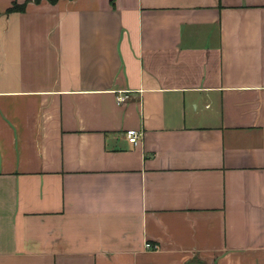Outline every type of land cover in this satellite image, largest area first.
<instances>
[{
    "label": "crops",
    "instance_id": "obj_1",
    "mask_svg": "<svg viewBox=\"0 0 264 264\" xmlns=\"http://www.w3.org/2000/svg\"><path fill=\"white\" fill-rule=\"evenodd\" d=\"M0 264H264V0H0Z\"/></svg>",
    "mask_w": 264,
    "mask_h": 264
},
{
    "label": "built area",
    "instance_id": "obj_2",
    "mask_svg": "<svg viewBox=\"0 0 264 264\" xmlns=\"http://www.w3.org/2000/svg\"><path fill=\"white\" fill-rule=\"evenodd\" d=\"M128 99V96L126 93H121L119 94L117 97H116V103L119 105V104H122L124 103L126 100ZM142 136V133L140 131H137V130H127L125 132V137L127 139V141L136 146L138 145L139 141H140V138ZM145 248L147 250H151L153 247L151 246V244L149 243H146L145 244Z\"/></svg>",
    "mask_w": 264,
    "mask_h": 264
},
{
    "label": "trees",
    "instance_id": "obj_3",
    "mask_svg": "<svg viewBox=\"0 0 264 264\" xmlns=\"http://www.w3.org/2000/svg\"><path fill=\"white\" fill-rule=\"evenodd\" d=\"M38 1H40V0H36V2H38ZM48 1L52 4H54L58 0H48ZM112 2H113V0H112ZM24 8H25V4L24 5H17L14 3L8 12H23Z\"/></svg>",
    "mask_w": 264,
    "mask_h": 264
}]
</instances>
